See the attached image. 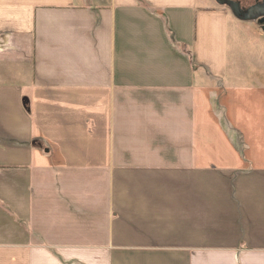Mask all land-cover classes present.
I'll use <instances>...</instances> for the list:
<instances>
[{
	"label": "crops",
	"instance_id": "1",
	"mask_svg": "<svg viewBox=\"0 0 264 264\" xmlns=\"http://www.w3.org/2000/svg\"><path fill=\"white\" fill-rule=\"evenodd\" d=\"M262 5L0 0V264H264Z\"/></svg>",
	"mask_w": 264,
	"mask_h": 264
},
{
	"label": "water",
	"instance_id": "2",
	"mask_svg": "<svg viewBox=\"0 0 264 264\" xmlns=\"http://www.w3.org/2000/svg\"><path fill=\"white\" fill-rule=\"evenodd\" d=\"M236 12L238 15V10ZM258 17L261 18L260 22L263 23L264 22V5L252 8L250 10V12L246 15L245 18L246 19H251V18L253 19V18H258Z\"/></svg>",
	"mask_w": 264,
	"mask_h": 264
}]
</instances>
